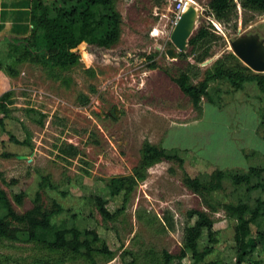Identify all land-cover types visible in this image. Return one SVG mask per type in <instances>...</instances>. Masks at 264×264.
I'll return each mask as SVG.
<instances>
[{
	"label": "rangeland",
	"instance_id": "obj_1",
	"mask_svg": "<svg viewBox=\"0 0 264 264\" xmlns=\"http://www.w3.org/2000/svg\"><path fill=\"white\" fill-rule=\"evenodd\" d=\"M194 1L200 13L193 35L212 23L216 36L187 58L167 55L174 46L175 0H115L122 16L119 41L108 49L80 44L81 62L68 69L11 57L10 43L0 46L2 75L14 91L6 132L0 129V186L21 213L33 206L39 191L46 209L60 208L55 222L95 229L114 252L111 257L97 253L88 258L65 255L24 237L0 239V264H155L162 250L179 253L185 227L195 220L188 219L193 209L210 213L219 231L220 242L207 260L237 264L234 221L222 207L210 212L183 177L216 168L247 171L264 166V92L255 83L232 91L226 81H212L209 96L202 97L198 108L172 77L189 70L194 84L202 82L215 62L232 51V39L255 33L264 38V12L244 10L238 3L237 16L219 21L203 13H210L209 0ZM206 48L210 56L198 62L196 56ZM145 141L181 149L185 163L163 160L150 166L125 206L123 195H110L107 181L133 172ZM70 145L78 148L77 154L63 151ZM47 177L51 187L42 188ZM226 186L218 194L221 201L234 199L233 186ZM20 193L22 204L14 199ZM95 196L108 199L110 210L120 209L114 220L102 217ZM166 216L172 217L173 227ZM252 229L255 235L257 226ZM254 258L264 264V240ZM184 264H191L190 255Z\"/></svg>",
	"mask_w": 264,
	"mask_h": 264
},
{
	"label": "trees",
	"instance_id": "obj_2",
	"mask_svg": "<svg viewBox=\"0 0 264 264\" xmlns=\"http://www.w3.org/2000/svg\"><path fill=\"white\" fill-rule=\"evenodd\" d=\"M238 3L244 10L264 12V0H209L210 14L219 21L231 20L238 14ZM32 24L33 29L29 36L10 43L11 57L29 59L51 69H68L80 64L81 56L77 48L83 42L108 49L119 41L122 32V16L116 9L115 0H34ZM213 30L215 27L212 23L200 27L189 39L190 51L179 52L178 57L187 58L197 53L215 38ZM209 56L206 48L204 54L196 58L198 62H203ZM152 67L157 65L153 64ZM4 68L0 62V129L6 132V120L10 117L11 105L14 103V91L2 75ZM9 71L12 75L17 73L13 69ZM188 71L180 72L172 78L198 108L202 97L209 96L212 81L224 80L231 86L232 91L244 89L247 83H255L264 92V73L254 72L232 51L215 62L202 82L194 84ZM209 100L219 104L214 98L210 97ZM260 129L264 132V112L261 115ZM10 139L20 143L14 135ZM68 147L63 150L65 153H78L75 146ZM180 150L145 141L141 149L140 163L133 172L130 175L111 177L107 181L110 195H123L126 206L139 181L146 178L150 166L163 160L184 165L185 158ZM183 181L207 203L210 212L214 213L222 207L227 217L234 221L237 264H263L254 255L259 249L260 240H264V197L261 195L264 194V166H252L247 171L216 168L211 173L195 177L185 173ZM227 182L233 186L230 195L234 199L221 201L218 194L226 191ZM40 185L42 188L51 187L49 178H43ZM254 191L261 194L252 199L250 194ZM23 196V193L16 194L14 199L22 204ZM94 202L105 220H114L118 216L120 209L110 210L108 199L95 196ZM59 211L60 208L46 209L41 203V193L38 191L33 206L22 213L18 212L7 192L0 186V239L17 241L24 237L26 241L38 242L65 255L80 254L93 258L97 253L107 257L114 254L106 239L95 229L82 228L76 224L68 225L65 221L55 222L54 216ZM165 218L173 227L172 217ZM188 219L195 220L193 223L188 222L185 227L179 253L172 254L168 250H162L156 254L158 260L155 264H184V259L189 255L191 264H217L216 261L207 260L220 242L214 218L206 210L193 209L188 212ZM253 225L257 226L255 235Z\"/></svg>",
	"mask_w": 264,
	"mask_h": 264
},
{
	"label": "water",
	"instance_id": "obj_3",
	"mask_svg": "<svg viewBox=\"0 0 264 264\" xmlns=\"http://www.w3.org/2000/svg\"><path fill=\"white\" fill-rule=\"evenodd\" d=\"M199 13L200 10L196 3L188 4L181 13L171 34V40L174 46L167 50V55L170 58L177 59L178 51H187L189 39L196 28ZM203 13L206 16H210L207 10H204ZM230 48L232 52L254 72L264 73V38L259 34H241L230 41ZM18 157L20 159L27 158L25 155H19Z\"/></svg>",
	"mask_w": 264,
	"mask_h": 264
},
{
	"label": "crops",
	"instance_id": "obj_4",
	"mask_svg": "<svg viewBox=\"0 0 264 264\" xmlns=\"http://www.w3.org/2000/svg\"><path fill=\"white\" fill-rule=\"evenodd\" d=\"M34 0H0V46L29 36Z\"/></svg>",
	"mask_w": 264,
	"mask_h": 264
},
{
	"label": "built area",
	"instance_id": "obj_5",
	"mask_svg": "<svg viewBox=\"0 0 264 264\" xmlns=\"http://www.w3.org/2000/svg\"><path fill=\"white\" fill-rule=\"evenodd\" d=\"M177 2L176 6L174 7L173 11L175 14V24L181 16V13L185 10L188 5V0H175Z\"/></svg>",
	"mask_w": 264,
	"mask_h": 264
},
{
	"label": "bare ground",
	"instance_id": "obj_6",
	"mask_svg": "<svg viewBox=\"0 0 264 264\" xmlns=\"http://www.w3.org/2000/svg\"><path fill=\"white\" fill-rule=\"evenodd\" d=\"M194 3H195L194 0H188V4H194ZM155 33L158 34V33H160V31L156 28Z\"/></svg>",
	"mask_w": 264,
	"mask_h": 264
}]
</instances>
